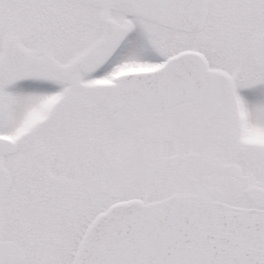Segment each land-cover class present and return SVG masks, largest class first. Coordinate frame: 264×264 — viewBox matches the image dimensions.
Listing matches in <instances>:
<instances>
[{
	"label": "snow or ice",
	"instance_id": "6c2138e0",
	"mask_svg": "<svg viewBox=\"0 0 264 264\" xmlns=\"http://www.w3.org/2000/svg\"><path fill=\"white\" fill-rule=\"evenodd\" d=\"M0 264H264V0H0Z\"/></svg>",
	"mask_w": 264,
	"mask_h": 264
}]
</instances>
